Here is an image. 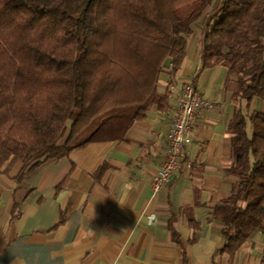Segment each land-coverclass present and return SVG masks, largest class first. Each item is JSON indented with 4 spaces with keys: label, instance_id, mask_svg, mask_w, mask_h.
Masks as SVG:
<instances>
[{
    "label": "trees",
    "instance_id": "1",
    "mask_svg": "<svg viewBox=\"0 0 264 264\" xmlns=\"http://www.w3.org/2000/svg\"><path fill=\"white\" fill-rule=\"evenodd\" d=\"M201 17L200 69L224 66L245 103L230 125L238 179L212 212L231 257L264 219V0H0V167L121 140L166 103L159 76Z\"/></svg>",
    "mask_w": 264,
    "mask_h": 264
},
{
    "label": "crops",
    "instance_id": "2",
    "mask_svg": "<svg viewBox=\"0 0 264 264\" xmlns=\"http://www.w3.org/2000/svg\"><path fill=\"white\" fill-rule=\"evenodd\" d=\"M200 24L179 70L171 74L168 62L159 76L164 106L151 105L121 140L90 142L30 170L19 161L0 167V264H264V219L231 257L221 252L212 212L238 179L230 125L245 103L224 66L200 69ZM188 80L211 105L199 112L180 169L153 190ZM252 103L249 111L261 105Z\"/></svg>",
    "mask_w": 264,
    "mask_h": 264
},
{
    "label": "built area",
    "instance_id": "3",
    "mask_svg": "<svg viewBox=\"0 0 264 264\" xmlns=\"http://www.w3.org/2000/svg\"><path fill=\"white\" fill-rule=\"evenodd\" d=\"M168 69H172L171 64ZM210 105L211 102L203 98L195 89L192 80L182 84L177 94L163 159L150 180L153 190L167 184L172 175L180 169L187 147L192 142L199 112Z\"/></svg>",
    "mask_w": 264,
    "mask_h": 264
},
{
    "label": "rangeland",
    "instance_id": "4",
    "mask_svg": "<svg viewBox=\"0 0 264 264\" xmlns=\"http://www.w3.org/2000/svg\"><path fill=\"white\" fill-rule=\"evenodd\" d=\"M211 10H212V7H207L205 10H204V13H203V16L202 17H204V16H207L210 12H211ZM200 18L199 20L201 21V23H203V18ZM198 22V21H197ZM195 24H196V22H195ZM202 24H200V26H201ZM252 105H255V103L253 104L252 103ZM254 107V106H253Z\"/></svg>",
    "mask_w": 264,
    "mask_h": 264
}]
</instances>
